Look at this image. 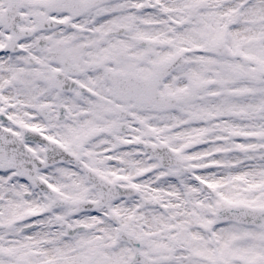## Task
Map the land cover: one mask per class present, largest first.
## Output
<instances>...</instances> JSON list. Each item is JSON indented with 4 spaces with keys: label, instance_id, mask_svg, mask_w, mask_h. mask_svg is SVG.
<instances>
[{
    "label": "snow or ice",
    "instance_id": "1",
    "mask_svg": "<svg viewBox=\"0 0 264 264\" xmlns=\"http://www.w3.org/2000/svg\"><path fill=\"white\" fill-rule=\"evenodd\" d=\"M0 264H264V0H0Z\"/></svg>",
    "mask_w": 264,
    "mask_h": 264
}]
</instances>
